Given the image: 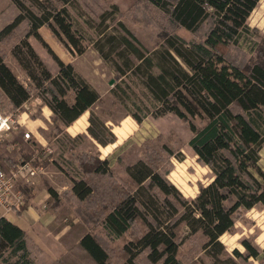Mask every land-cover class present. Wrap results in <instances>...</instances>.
<instances>
[{
  "label": "trees",
  "instance_id": "obj_1",
  "mask_svg": "<svg viewBox=\"0 0 264 264\" xmlns=\"http://www.w3.org/2000/svg\"><path fill=\"white\" fill-rule=\"evenodd\" d=\"M10 1L18 12L0 29V96L10 111L20 109L36 96L53 113L57 128L68 126L100 95L72 63L63 62L50 49L38 28H48L70 54L84 53L86 46L76 34L70 15L71 6L79 7L80 0ZM141 1L162 12L173 26L190 32L193 39L185 40L175 32L165 34L155 65L152 52L105 9L98 22L92 23L95 37L91 44L118 75L141 76L157 103L154 115L171 112L188 121L193 133L188 144L197 159L209 167L211 178L199 186L194 198L186 199L151 161L138 160L127 166L122 179L110 174L107 159L89 156L86 161L90 167L86 171L108 178L101 193L106 208L98 214L102 229L110 240L121 242V264H184L180 247L198 233L203 238L201 251L210 264H241L239 261L246 263L249 258L264 264V247L259 250L244 238L243 252L236 248L229 252L220 240L232 229L238 209L264 208V169L259 165L264 145V34L260 40L251 41L255 58L243 63L229 55L231 46L238 47L242 33L249 31L247 19L260 0ZM23 23L26 31L8 52L25 73L26 83L6 63V52L1 49ZM29 36L38 39L52 56L58 67L55 74L34 50ZM153 66H159L158 73L153 72ZM115 87L122 90L120 84ZM116 88L111 89L114 95L118 94ZM133 116L141 121L140 116ZM195 117L200 119V126L189 120ZM88 121L87 132L99 144L106 146L115 141L113 134L103 140L106 127L93 113ZM4 144L5 148L0 143V161L6 171L17 161L13 155L19 150L26 160L37 148L35 140L25 139L21 132ZM8 146L12 149L8 150ZM71 190L81 201L94 192L85 179L76 180ZM47 191L51 197L57 196L52 187H47ZM25 197L21 211L28 201ZM62 235L59 241L67 251L52 264L74 262L71 256L66 257V262L62 260L66 253H74L75 245L62 239ZM76 244L93 264L109 263V251L95 235L84 232ZM33 246L17 224L7 217L0 219L1 264H32L37 253Z\"/></svg>",
  "mask_w": 264,
  "mask_h": 264
},
{
  "label": "rangeland",
  "instance_id": "obj_2",
  "mask_svg": "<svg viewBox=\"0 0 264 264\" xmlns=\"http://www.w3.org/2000/svg\"><path fill=\"white\" fill-rule=\"evenodd\" d=\"M79 5V7L71 6L70 15L76 34L82 37L83 45L88 48L84 55L69 54L47 28L48 32L45 29L46 31L42 30V33L63 60L75 63L77 69L89 78L99 91L100 99L86 111L77 124L73 123L74 120L72 123L76 125L68 130V126L59 125L60 127L57 128L53 113L38 97L32 96L20 109L10 111L4 97L0 96L1 114H11L18 118V115L26 113L27 121L42 119L44 127L39 129V133L45 139L42 144H39L27 129L29 127L25 128L26 124L19 125V118L17 123H14L15 128L10 130V133L3 134L5 140L1 143L5 148L4 143L11 141L13 136L20 132L22 134L28 132V140H35L37 148L35 147L33 154L29 153L30 158L26 160L32 163H42L44 170V173L36 177L32 183H18V187L21 191L23 189L22 193L28 200L26 207L19 213L9 212L6 217L20 226H50L51 233L53 231L54 235L57 233L60 237L63 234L62 239L64 237L68 242L75 244L73 245L74 253H66L62 258L65 262L68 261L66 257L71 256L74 257L72 264H93L76 244L84 232H89L107 247L110 255L108 264H121L123 262L121 242L110 240L102 229L103 225L98 217L99 211H105L106 208L103 201L104 196L101 193L105 190L108 178L87 172L90 167L86 161L88 157L107 159L110 174L114 178L122 179L126 176L127 166L138 160L151 161L186 199L194 198L199 186L207 184L211 178V171L207 165L197 159L188 144L193 135L188 127V121H183L171 112L154 115L157 103L144 87L141 76L132 73L125 76L118 75L111 64L100 61L97 53L92 50L91 41L95 37L92 23L98 22L101 11L107 9L114 18L120 19L131 30L148 52H152L150 56H153L155 65L159 62L157 54L163 48L162 39L165 34L175 32L188 41L193 39V35L181 27L170 24L167 16L141 0H80ZM14 8L12 3L0 0V21L4 22L5 19H9ZM247 26L249 31L242 33L239 46H231L229 50V55L243 63L255 58L251 41L260 40L261 35L264 34V0H260L250 13ZM26 28L27 25L23 23L10 39L1 45V49L6 52V63L24 83L27 82V77L8 50L11 44L24 34ZM111 30L115 31V27ZM28 39L47 68L52 71L56 70V62L43 44L34 36H29ZM152 70L158 73L160 69L159 66H153ZM117 84H120L122 90L115 87ZM112 88H116L117 95L111 92ZM90 113H93L106 127L102 133L103 140H109L113 134L115 136L113 143L102 146L88 134ZM134 114L140 116L141 121H137ZM189 120L196 126L201 125L198 117L189 118ZM78 124H81L79 126L83 131L77 132L80 130ZM261 128L264 129V126ZM40 136L36 137L40 139ZM43 146H48L52 150L44 157ZM38 147L39 153L37 152ZM11 149V147L8 148V150ZM23 153L19 150L13 157L17 161L22 160L24 159ZM82 164L86 166L83 167ZM259 165L264 169V145L260 149ZM80 179L87 180L94 190L93 194L84 201L78 200L71 190L73 183ZM26 187L30 189L26 190ZM47 187H52L57 196L51 197ZM30 207L37 210L39 214L47 211V217H36L32 214ZM26 209L30 213L25 215ZM27 217L39 222L31 223ZM233 219L232 229L220 237L226 249L231 252L236 248L243 252L241 241L247 238L256 248L262 250L264 247V208L260 206L248 210L240 208L234 213ZM202 241L203 238L198 233L181 245L179 256L184 264H210V260L201 251ZM65 250L67 251V247ZM5 256L9 255L6 253ZM9 259L14 260L12 257ZM46 261L44 257L43 264H46ZM239 262L259 264V261L253 258H249L246 263Z\"/></svg>",
  "mask_w": 264,
  "mask_h": 264
},
{
  "label": "crops",
  "instance_id": "obj_3",
  "mask_svg": "<svg viewBox=\"0 0 264 264\" xmlns=\"http://www.w3.org/2000/svg\"><path fill=\"white\" fill-rule=\"evenodd\" d=\"M6 1L9 2V3H11L10 0H6ZM17 12H18V10L15 7L14 8V12H13L12 15L10 14L9 19H5L4 22L0 21V29L4 25H6L16 15ZM45 29H46V27H44V26L39 27L38 28L39 35L44 40V42L50 47V49L58 57H60L59 54L51 46V44L47 41V39L43 36L42 30L46 31L48 28L46 30ZM48 30H47V32H48ZM87 49L88 48H86V50L84 51V53H82L80 55H76V56L84 55L87 52ZM92 50L97 53V51L94 48H92ZM46 51H47V49H46ZM97 55H98V53H97ZM60 59L63 62H65V63H68V62L72 63L73 66H74V68H75V70L80 75H82L89 82V84L99 93V91L96 89V87L94 86V84L90 82L89 78H87V76L82 71H80V70L77 69L75 63H73L72 61H69V60H63L61 57H60ZM99 59H100L101 62L104 63V61L100 57H99ZM44 64H45V62H44ZM57 70H58V67L56 65V70H53V71L50 70V71L55 74L57 72ZM49 113H51V112L49 111ZM85 113H86V111L78 119H76V121H74L73 123H76L77 124V121H79L85 115ZM26 116H27L26 113H24V115L23 114L18 115L19 125L26 124L25 128L26 127H29L27 129L30 131V133H32V135L36 139V141L39 144H42V142L45 139L42 136H40L39 129L41 127H44L43 126L44 121L42 119H40V118H37V119H34V120L31 119V120L27 121V117ZM73 123H72V125L71 124L68 125V127H67L68 130L70 129V127L72 128L73 125H76V124H73ZM79 125H81V124H78V128L80 129V126ZM75 129H77V128H75ZM79 131H83V130L82 129L77 130V132H79ZM37 135L40 136V139H38L36 137ZM9 147L10 146H8L7 148H9ZM30 210H32L33 211L32 214H35L36 217H38V218L40 216L41 217H43V216H46L47 217V214H48L47 211H43L41 214H39L37 212V210H35L32 207H30ZM24 213L26 215V214H29L30 211L28 212L27 209H26L24 211ZM27 218L30 220L31 223H37V222H39V221H35L34 219H30V217H27ZM18 226L27 233V235H28L29 239L31 240V242L36 246L37 253L34 255L35 256L34 257V262L32 264H39V263L43 264L44 263V257H45V260H47L46 261V264H52V262L54 261V259H56L57 256H59V254L64 250V245L58 239L59 236L57 235V233H56V235H54V232L53 231L51 233V230L49 228L50 226H20V225H18Z\"/></svg>",
  "mask_w": 264,
  "mask_h": 264
},
{
  "label": "built area",
  "instance_id": "obj_4",
  "mask_svg": "<svg viewBox=\"0 0 264 264\" xmlns=\"http://www.w3.org/2000/svg\"><path fill=\"white\" fill-rule=\"evenodd\" d=\"M17 119L11 114L0 113V143L5 140L3 134L15 128L14 123H17ZM24 138H29L28 132L24 133ZM10 147L12 148V146ZM51 151L50 147L43 146L44 156H47L46 154L51 153ZM42 173H44L43 166L33 164L29 160L16 161L8 171L2 168L0 161V219L6 217L9 212L21 211L24 194L18 187V183H32Z\"/></svg>",
  "mask_w": 264,
  "mask_h": 264
}]
</instances>
